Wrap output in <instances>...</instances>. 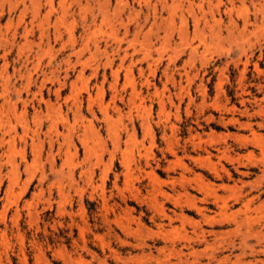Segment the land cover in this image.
I'll use <instances>...</instances> for the list:
<instances>
[{
    "label": "rangeland",
    "instance_id": "obj_1",
    "mask_svg": "<svg viewBox=\"0 0 264 264\" xmlns=\"http://www.w3.org/2000/svg\"><path fill=\"white\" fill-rule=\"evenodd\" d=\"M157 258L264 264V0H0V264Z\"/></svg>",
    "mask_w": 264,
    "mask_h": 264
},
{
    "label": "bare ground",
    "instance_id": "obj_2",
    "mask_svg": "<svg viewBox=\"0 0 264 264\" xmlns=\"http://www.w3.org/2000/svg\"><path fill=\"white\" fill-rule=\"evenodd\" d=\"M166 217L169 219V225H171V223H172V218H171V216H168V215H166ZM246 232H250L249 230H247ZM245 241H243V243H244ZM251 251H252V247H251V249H250ZM253 251H254V249H253ZM186 260V259H185ZM240 260V259H239ZM155 262H156V264H174V263H171V261L168 259V260H160L159 258H157L156 260H155ZM240 262V261H239Z\"/></svg>",
    "mask_w": 264,
    "mask_h": 264
}]
</instances>
